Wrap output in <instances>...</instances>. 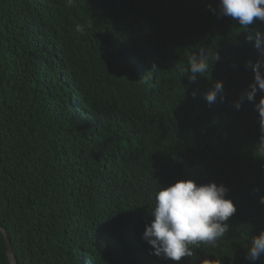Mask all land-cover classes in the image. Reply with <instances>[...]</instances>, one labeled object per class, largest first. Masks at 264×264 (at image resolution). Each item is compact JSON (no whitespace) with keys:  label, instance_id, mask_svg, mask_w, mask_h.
Returning <instances> with one entry per match:
<instances>
[{"label":"trees","instance_id":"trees-1","mask_svg":"<svg viewBox=\"0 0 264 264\" xmlns=\"http://www.w3.org/2000/svg\"><path fill=\"white\" fill-rule=\"evenodd\" d=\"M218 5L0 0V228L19 264H176L142 233L156 193L189 179L224 185L236 212L180 264H264L246 259L264 230V92L234 107L254 83L247 62L264 61L248 39L264 22L242 29ZM200 48L220 59L192 82ZM215 81L223 99L209 105Z\"/></svg>","mask_w":264,"mask_h":264},{"label":"clouds","instance_id":"clouds-1","mask_svg":"<svg viewBox=\"0 0 264 264\" xmlns=\"http://www.w3.org/2000/svg\"><path fill=\"white\" fill-rule=\"evenodd\" d=\"M71 5L73 0H67ZM215 14L217 9H212ZM218 12L238 21L242 29H247L255 20L264 22V0H219ZM75 31L84 32V26L77 24ZM254 47L264 54V33L256 32L249 36ZM220 59L219 54L200 48L198 53L188 57L187 67L182 75H188L194 82L197 76L207 77L213 62ZM254 74V83L249 85L240 99L234 104L239 110L244 100L253 102L257 91L264 92V61L247 62ZM223 83L215 81L204 93L206 102L211 105L217 98L223 99ZM193 97L196 93H192ZM261 118V129L264 131V96L255 105ZM264 151V136L260 139ZM264 157V156H261ZM228 189L224 185L208 183L197 185L193 180H178L159 190L155 196V207L152 220L145 225L142 239L153 249L152 254L180 264L182 258L192 257L193 248L199 244L215 246L216 241L229 231L228 220L236 212L231 199L226 198ZM264 203V197L260 198ZM246 259L255 262L264 256V230L253 236L248 244Z\"/></svg>","mask_w":264,"mask_h":264},{"label":"water","instance_id":"water-1","mask_svg":"<svg viewBox=\"0 0 264 264\" xmlns=\"http://www.w3.org/2000/svg\"><path fill=\"white\" fill-rule=\"evenodd\" d=\"M0 232L6 238L7 246H8V253H9V257H10V260H11L12 264H19V262L17 260V256H16V253H15V250H14V247H13V244H12V242L9 239V235H8L7 231L2 229V228H0Z\"/></svg>","mask_w":264,"mask_h":264},{"label":"bare ground","instance_id":"bare-ground-1","mask_svg":"<svg viewBox=\"0 0 264 264\" xmlns=\"http://www.w3.org/2000/svg\"><path fill=\"white\" fill-rule=\"evenodd\" d=\"M257 32H260V31L257 30Z\"/></svg>","mask_w":264,"mask_h":264}]
</instances>
